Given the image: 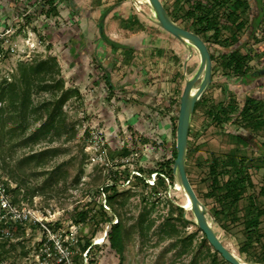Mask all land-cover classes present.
Returning a JSON list of instances; mask_svg holds the SVG:
<instances>
[{
  "label": "rangeland",
  "instance_id": "374dc122",
  "mask_svg": "<svg viewBox=\"0 0 264 264\" xmlns=\"http://www.w3.org/2000/svg\"><path fill=\"white\" fill-rule=\"evenodd\" d=\"M162 1L171 7L176 22L183 26H190L193 19L185 15L189 8L186 0H172L171 4L166 0ZM216 1L223 3H216ZM233 1L215 0L213 3L214 0H208L203 3L204 9H209L210 5H213L210 8V13L216 18L217 33L204 34V39L208 40L207 46L214 55L212 78L208 88L198 100L191 117L185 168L195 194L213 219L212 228L220 241L225 246L233 248L239 258L245 262L264 263L263 196L259 197L257 204L259 209L263 210V214L258 219L257 228L250 229V238H246L244 233V219L251 208L248 195L255 194L260 187L264 186V150L262 152L254 147V145L264 146V124L260 123L264 118V76L257 75L255 77L252 74L253 70L264 67V35H261L262 32L264 33V27L259 28L247 46L243 43L247 37L246 28L245 31L242 29L239 32L242 35L240 40L232 42L229 36L234 30V25L231 20L229 21L223 16L231 9ZM243 1L242 10L236 12V16L238 21H244L243 26L246 27L250 21V8L247 6L246 0ZM249 1L252 2V0ZM17 2L19 3V0ZM64 7L65 9L70 8L68 5ZM16 8H14V14L18 13ZM140 9L146 15H150L146 4H141ZM137 14L147 19L138 11ZM28 20L32 21L30 22L32 25L33 20ZM147 21L150 22L148 19ZM133 23L137 25L136 29L141 30V25L144 27L147 22L141 24L136 20ZM153 29L161 30L155 25ZM165 33L164 31L156 33L160 37H169L171 52L170 57L162 65L156 67L162 72L158 81V91H164L167 98L174 97V100L177 101L184 79L193 74L198 65V59L196 54L187 58L188 51ZM45 34L43 30L40 32V36H38L40 42L35 47L36 51L32 52L28 58L22 59L23 61H28L33 57H60L58 47L47 42ZM62 36L63 33L59 31L58 37ZM214 38L215 41L212 42ZM156 39L155 37L152 41ZM232 48H236V50L241 48L240 52L243 55L246 54L247 58L249 57L244 76H238L226 67L229 58L228 51ZM249 52L251 53L247 54ZM72 56L69 55L70 59L74 58ZM19 60L21 59L18 57H10L0 63V82L3 79H10L9 75L14 72L15 65ZM57 60L70 93V97L62 106L65 113V125L62 133L60 136H52L49 132L44 139L24 143L22 137H27L39 124L28 121L23 135L18 133L13 138L2 139L0 137V163L4 166L3 170L6 174L24 177L29 186L36 187L38 192L30 202L25 200L20 202L30 208L41 210L48 219L56 223L55 238L60 244L55 246L50 256L42 259L38 256L40 245H37L40 234L34 227L27 224L22 225L13 230L11 240L0 242V256L4 264H72V258L79 254L75 242L76 237L86 239L92 234L95 223L100 217V206L108 212L112 210L106 204L102 193L104 182L111 180L109 176L111 170L117 164H126L129 167L141 164L145 170H148L157 166V161L163 157L170 159L172 156L175 136L167 128L168 121L165 114L158 113L159 110L166 111L170 108L171 105L166 99L160 103L158 112L157 110L151 111L150 116L144 114L145 121L139 122L137 126L139 131L129 129L123 119L118 117L113 132L101 127L103 136L106 138V145H101L100 148L88 145L89 137L84 129L88 124L95 125L97 118H89L84 102L88 94V85L98 89L99 81L88 82L85 76L84 79L81 77V73L73 75L64 65L61 57ZM184 62L185 67L183 66ZM52 75L57 77L55 73ZM174 76L177 79H174ZM47 82L52 83L49 80ZM72 87L77 88V91H74ZM177 88L180 90L178 94L175 92ZM50 92H32L31 99L35 105H38L50 97ZM248 97L255 99L253 109L259 116V125L255 127L253 125L256 121L248 123L251 119L243 120L239 114ZM170 109L176 121L175 113L178 109L176 102ZM220 109H224L226 113L221 112ZM217 110L218 113L215 114ZM147 128L153 137L154 134L161 136L168 129L163 145L152 146L150 140L146 145L140 142V133H144ZM237 137L242 138L248 144H239ZM101 148L102 155L99 154ZM125 149L130 151L127 155L124 154ZM32 153L39 156L34 159H26ZM139 154L144 156L142 161L138 158ZM229 158H243L244 163H247L246 158L252 159L245 168L253 187L244 186V194L235 205L229 209L224 208L223 212L215 214V209L219 208L220 203L214 197L206 196L209 191L206 182L209 175L208 166L214 164L217 173L221 171L218 174L221 184L229 175L223 173L224 164ZM119 169L122 168L119 167ZM122 170V175L126 174V170ZM135 173L137 172L130 170L131 175H128L123 182L121 178L119 179L118 195L113 200L116 216L112 218L111 222L115 223L121 218L125 228L122 264H214L210 261L211 254L205 247L200 246V232H197L198 227L192 221V213L188 211L183 216L182 212V217L187 223H181L177 218V210L172 208L163 196H160L158 202L149 209L148 218L144 222V231H140L137 219L144 206L141 201L142 195L147 193V190L133 178L132 175ZM153 177H155L154 172H150V183L147 182L148 184H152ZM12 185L14 184L12 183ZM222 191V189L217 190L215 193L219 195ZM165 194L167 197L176 196L178 201L174 202V206L184 203V197L176 185L171 190L170 187H167ZM121 203L122 205H120ZM171 208L173 209L171 218L167 219ZM78 210H83L85 217L79 224H74L71 217L73 212ZM207 218L211 220L208 215ZM148 224L149 227L146 229ZM106 231L107 225L101 224V229L90 240L92 246L97 245L89 256L90 259H93V264H118L117 254L108 246ZM189 235L194 236L189 238ZM210 251L212 252L213 249L210 248ZM62 257H65V260H61ZM217 259L219 260V256ZM218 264L226 263L219 260Z\"/></svg>",
  "mask_w": 264,
  "mask_h": 264
},
{
  "label": "trees",
  "instance_id": "16d2710c",
  "mask_svg": "<svg viewBox=\"0 0 264 264\" xmlns=\"http://www.w3.org/2000/svg\"><path fill=\"white\" fill-rule=\"evenodd\" d=\"M204 1L208 2V0H186L189 8L185 12V15L187 17H191L193 20L190 22L189 27H184L185 29L197 34L205 42V44H208V40L204 39V34L208 32H211L212 35L217 33V27L216 18L213 14L210 13V8L213 5H210L211 7H209V9H204ZM213 3H215V0ZM216 3L222 4L223 2L216 1ZM241 6L242 3L236 0L231 5V9L227 11V14H225V16L222 15L224 18H228L229 21L231 20L232 24L234 25V30L229 36L232 42H238L240 40L239 32L244 27V22H241V20L238 21V18L236 16V12L239 8H241ZM52 8L53 7H51L49 10H53ZM49 10H47V12H49ZM168 14L175 22L177 21L171 11H169ZM102 39L107 42L109 41V39L105 35L102 36ZM214 41L215 38L212 42ZM109 43L113 45L111 42ZM228 56L229 58L227 60L226 67H228L232 73L238 76H244L246 62L249 57L247 58L246 54L243 55L239 53L238 50H234L228 53ZM212 58L213 57L211 56V59ZM53 73L56 74V78L53 77ZM9 76V80L3 79L0 82V137L2 139H4L5 137L13 138L18 135V133L23 135L24 131L27 128L28 121L32 123L38 122L39 124L27 137H22L24 143L28 141L34 142L40 139H44L49 132H51L52 136H60L65 125V113L62 110V106L70 97V93L68 92V87L65 84V79L62 76L61 67L58 63L57 57H33L28 61H17L14 72ZM174 79H177V77L174 76ZM48 80L52 83L47 82ZM73 89L74 91H77V88ZM108 89H111V86L108 85ZM40 91H51V95L49 98L43 100L38 105H35L31 99V94L32 92ZM58 91L60 92L59 94L56 93ZM175 92H177L178 94L180 90H178L177 88ZM174 102H176V104L178 105V100H169V103L171 105L170 108L172 107V104ZM254 102V98H246L239 111V114L243 118V120L250 118L251 120L248 123L256 121L253 125L255 127L259 125V116L253 109ZM197 103L198 101L194 105V110ZM170 108L165 111V115L167 116L169 122V129L172 133H174L175 117L174 115H172ZM220 111L226 113L224 109H220ZM216 113H218V110L215 111V114ZM260 123L262 125L264 124V118L263 121H260ZM139 138L140 142L143 145H146V143H148V140H150L152 146L158 147V145H163L165 134H162L161 136H156L154 134V137L151 135H140ZM237 141L239 142V144H246L245 141L240 137H237ZM129 152L130 151L128 149L124 150L125 155H127ZM38 156V154L36 155L35 153H32L31 155H28L26 159H34ZM174 157L175 150L173 147L171 158L168 159L163 157L160 161H157V166L151 169L145 170L143 168V165L141 164L132 165V167H129L126 164H118L111 170V173L109 174L111 180L108 182H104L105 186L102 188V193L104 194L106 204H108V206L111 207L112 210L108 212L106 211V209L100 206V217L99 220L95 223L92 234L86 239H83L82 237H76L75 242L78 246L79 254L75 255L72 258L73 264H93V259H90L89 256L92 253L93 248L97 245L92 246L90 244V240L95 235V233L99 229H101V224L107 225L106 240L108 242V246L117 254L118 264H122L125 228L120 217V219L116 220L115 223H112L111 221L112 218L116 216V209H113V200H115V197H117L118 195L117 187L118 185H120L119 179L121 178L123 182V180H125L128 175H131L130 170H135L140 174L132 176L137 181V183H140L141 186L147 190V193H144L142 195L141 201L144 206L142 207V210L139 213V217L137 219V224L140 231H144V222L148 218L149 209L156 202H158L160 196H163L166 201L170 203L172 208L177 210V218L180 220V222L183 224L187 223V221L182 217V208L180 206H174V202L176 200L178 201L176 196L170 195L167 197L165 194V189L167 187H170L171 190V188L175 185V181L171 173V166ZM138 158H140V161H142L144 156H140L139 154ZM246 160L247 163L249 161H252V159L247 158ZM243 161V158H229L227 159L226 163L224 162L225 164L223 173L229 175L221 184L219 183L218 179V174L221 173V171L217 173V168L214 164L208 166L209 175L206 179V182L209 191L206 193V196L214 197V199L220 203L219 208L215 209V214L223 212L224 208L229 209L230 207L235 205L244 194V186H248L251 188L253 187V183L251 182L250 177L247 173V169L245 168L247 166V163H244ZM119 167L126 170V174L122 175L123 170L119 169ZM3 169L4 166L0 163L1 174L14 184L13 188H8V191L10 192L12 197V201L14 203H18L24 200L30 202L38 192L36 187L29 186L24 177L13 174L11 175L10 173L6 174ZM150 172L155 173L154 182L151 185L148 184L145 180L149 178ZM164 178H167L168 181L166 182ZM221 189L223 191L219 195H217L215 192ZM262 196L264 197V186L260 187L255 194L248 195V202L251 208L250 211L246 213L247 217H245L244 219V233L246 235V238H250V229L257 228L258 219L261 214H263V210L259 209V207L257 206L259 197ZM120 205H122V203ZM172 208L170 209L168 215L169 217L167 219L171 218L173 211ZM84 217L85 212L83 210H78L73 212L71 220L74 224H79L84 219ZM149 224L146 229L149 227ZM18 227L21 226H16L14 230H16ZM197 232H200V246L205 247L208 253L211 254L210 261L214 264H218V261L220 260L221 262L229 264L224 261L216 251L213 250L211 252V246L208 244L204 234L200 231V229H197ZM192 236L194 235H189L188 237L191 238ZM84 252L85 260L83 256ZM218 256L219 260L217 259ZM0 261L2 262L1 256Z\"/></svg>",
  "mask_w": 264,
  "mask_h": 264
},
{
  "label": "crops",
  "instance_id": "0c3cea01",
  "mask_svg": "<svg viewBox=\"0 0 264 264\" xmlns=\"http://www.w3.org/2000/svg\"><path fill=\"white\" fill-rule=\"evenodd\" d=\"M0 1L2 19L8 22L13 19L11 22L15 23L14 18L24 14L23 23L33 20L28 28L37 36L45 31L47 42L58 47V54L71 74L81 73L88 82L99 81L98 89L88 85L84 104L89 118H97L95 125L100 128L113 132L119 117L129 129L139 131L137 126L145 121V115L158 112L164 99L168 102L174 99L158 91L162 72L156 68L170 57L169 37L157 35L163 30H154V25L142 15L138 16L129 0ZM166 1L172 3V0ZM65 5L70 8L65 9ZM14 8L18 13L14 14ZM136 20L141 24L147 22L145 29L143 25L141 30L136 29L133 23ZM24 30L25 27H21V31ZM59 31L63 33L60 38ZM103 35L108 42L102 39ZM155 37L159 38L157 42V39L152 41ZM69 55H73L74 60ZM158 113L165 114V111ZM167 126L169 128V122ZM140 134L150 135L148 128Z\"/></svg>",
  "mask_w": 264,
  "mask_h": 264
},
{
  "label": "water",
  "instance_id": "95a60500",
  "mask_svg": "<svg viewBox=\"0 0 264 264\" xmlns=\"http://www.w3.org/2000/svg\"><path fill=\"white\" fill-rule=\"evenodd\" d=\"M130 2L133 7L139 13L147 17L152 24L169 34L182 45L188 51L187 58L196 54L198 59V65L193 74L184 79V84L178 100L174 130L175 157L172 161L171 173L176 187L184 197V203L180 205L183 210V216H185L188 211L192 213L193 223L204 234L211 248L216 251L224 261L229 264H252L242 262L217 237L212 228L213 219L206 207L198 199L186 174L187 139L194 105L206 91L211 81L212 63L208 48L197 34L181 27L175 22L166 12L160 0H145V2L139 3V7L135 5L136 0H130ZM141 4H146L148 6L150 15H146L140 9ZM99 29L101 30V25ZM185 62L183 64L184 67ZM261 73H264V70H261ZM207 215L211 220H208Z\"/></svg>",
  "mask_w": 264,
  "mask_h": 264
},
{
  "label": "built area",
  "instance_id": "2783aa9c",
  "mask_svg": "<svg viewBox=\"0 0 264 264\" xmlns=\"http://www.w3.org/2000/svg\"><path fill=\"white\" fill-rule=\"evenodd\" d=\"M23 16L24 14L19 16L20 18L16 16L14 18L15 23L11 22L13 19L8 22L0 17V63L10 57H18L21 59L19 61H23L22 59L28 58L32 52L36 51L35 47L40 41H38V36L32 28L27 27L31 24V21L23 23ZM23 26L26 30L21 31ZM84 130L89 137L88 145H92L93 148L96 146L100 148L101 145H106V138L103 136L99 126L88 124ZM102 153L103 150L101 148L99 154L102 155ZM132 171L137 172L135 170ZM135 175L140 174L137 172ZM164 179L166 182L168 181L167 178ZM145 180L150 183L149 178ZM153 182L154 177L152 184ZM9 187L13 188L14 185L0 172V242L11 240L16 226L30 225L40 234L39 242H37V245H40L39 250L37 249L39 252L38 256L42 259L47 258L51 255L55 246L60 244L55 238L56 223L48 219L46 214L39 209L30 208L22 202L14 203L8 191ZM64 258L62 257L61 260H65ZM0 264L4 263L0 261Z\"/></svg>",
  "mask_w": 264,
  "mask_h": 264
},
{
  "label": "flooded vegetation",
  "instance_id": "af4514ba",
  "mask_svg": "<svg viewBox=\"0 0 264 264\" xmlns=\"http://www.w3.org/2000/svg\"><path fill=\"white\" fill-rule=\"evenodd\" d=\"M161 1V0H160ZM236 0L233 1V3L235 2ZM240 1L241 3L244 2L243 0H238ZM247 2V6L250 8V21H248V26L246 25V27H243V31H245V28H246V39H244V45L247 46L249 45V41H251V39L256 35V33L259 31V28L260 27H264L262 26V24H264V0H252V2L250 3L249 0H246ZM162 3V1H161ZM231 3V5L233 4ZM163 7L165 8L166 12L168 13L169 11H171V7L170 6H167L165 5L164 3H162ZM240 10H242V6L241 8L238 9L237 12H239ZM170 16V15H169ZM171 17V16H170ZM241 22H244L243 20H241ZM178 23V22H177ZM179 24V23H178ZM181 27L185 28L183 25L179 24ZM261 35H264V33L262 32ZM242 35H240L241 37ZM204 42V41H203ZM205 43V42H204ZM207 46V44H205ZM243 47V46H241ZM208 48V51H209V55H210V58L211 56L213 57L211 59V63H212V60L214 59V55H212V53L210 52V49L209 47L207 46ZM241 49V48H240ZM240 49L238 48V51L239 53L240 52ZM236 50V48H232L228 51V53L232 52ZM226 53V52H224ZM251 52L247 53V54H250ZM243 54V53H241ZM261 70H264V67L260 68V69H257V70H253L252 71V74L253 76H264V73H261ZM212 75V73H211ZM212 78V77H211ZM211 82V81H210ZM245 141V140H244ZM246 144H248L247 142H245ZM254 147H256L257 150H260L263 152L264 150V146L263 145H254Z\"/></svg>",
  "mask_w": 264,
  "mask_h": 264
},
{
  "label": "bare ground",
  "instance_id": "6f19581e",
  "mask_svg": "<svg viewBox=\"0 0 264 264\" xmlns=\"http://www.w3.org/2000/svg\"><path fill=\"white\" fill-rule=\"evenodd\" d=\"M142 2H145V0H136V2H135V5L137 6V7H139V3H142ZM237 258H239V256L237 255V253L235 252V250L233 249V248H231V247H229V246H226ZM242 262H244V263H247V262H245L244 260H242L241 258H239Z\"/></svg>",
  "mask_w": 264,
  "mask_h": 264
}]
</instances>
